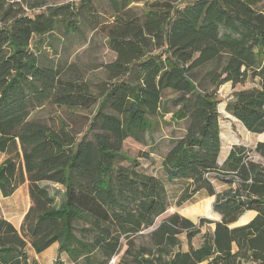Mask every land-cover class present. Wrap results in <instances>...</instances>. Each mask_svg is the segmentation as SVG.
<instances>
[{
	"label": "trees",
	"instance_id": "16d2710c",
	"mask_svg": "<svg viewBox=\"0 0 264 264\" xmlns=\"http://www.w3.org/2000/svg\"><path fill=\"white\" fill-rule=\"evenodd\" d=\"M129 4L110 0L112 20L102 22L92 0H0V194L26 182L30 199L18 228L0 214V264H38L27 248L53 243L54 264H64L60 254L73 264H264V140L233 145L219 163L217 107L220 85L248 84L225 110L264 132V0H153L142 12ZM80 24L114 53L103 79L40 59L48 36ZM47 107L90 116L74 130L36 115ZM166 114L180 130L161 162L168 181L184 182L175 205L204 190L217 220L174 212L157 221L170 205L163 182L122 153L127 138L151 140ZM211 176L226 187L216 191ZM205 224L213 227L194 246Z\"/></svg>",
	"mask_w": 264,
	"mask_h": 264
},
{
	"label": "rangeland",
	"instance_id": "374dc122",
	"mask_svg": "<svg viewBox=\"0 0 264 264\" xmlns=\"http://www.w3.org/2000/svg\"><path fill=\"white\" fill-rule=\"evenodd\" d=\"M66 1L78 0H50V3H60ZM144 1L152 2L153 0H130L129 6L134 8L137 12H142L144 9ZM173 3L182 4L191 0H171ZM28 2V1H27ZM93 9L98 13L102 22H108L112 20V8L110 0H92ZM23 5L27 7L24 2ZM79 31L76 34H70L64 36L61 29L47 37V43H51L52 48H48L45 45L42 48L40 59L48 64H63L71 63L79 74L83 75L86 79L96 81L104 78L102 64L110 62L114 58V53L108 48L106 38L102 32L92 31L88 26L84 24L79 25ZM248 84L235 85L227 82L217 90V97L219 100V128L221 138V151L219 154L218 162L221 163L226 157L228 151L233 145H244L245 147H253L257 141L264 140V132L251 133L247 131L243 125L231 116L225 110L226 101L231 96L234 90L241 89ZM174 96V93L167 92L165 99H169ZM76 113L67 111L65 109H57L55 107H47L42 110H38L36 115L38 117H60L69 123L74 130H84V123L90 116L87 111L76 110ZM170 114H166L163 119L159 120L158 127L153 133V138L147 141L146 144L136 142L132 138H127L122 144V153L129 159L136 158L147 169L154 171V173L161 179L168 195L169 207L162 214L157 221L174 212L180 214L183 217L190 219L195 224L198 223V219L201 217L208 218L210 220H217L218 215L212 210L213 196H208L204 190L195 193L189 200L185 201L180 206H176L175 203L183 191L184 182L182 181H168L166 175L162 169V158L165 152L168 150L170 140L173 136H177L180 133L178 126L171 124L169 120ZM4 155L0 154V162ZM255 160H261L256 154H252ZM123 164H128V161H123ZM211 181L216 191H222L226 186L219 180L211 176ZM61 189L59 186H57ZM61 193V191H60ZM30 204V200L27 193V183L21 184L17 190L8 197H2L0 194V212L7 218H10L15 224L22 218L23 213ZM210 207V214L206 206ZM189 209V210H188ZM194 214V215H193ZM246 221L251 218V213H246ZM243 222H239L241 224ZM213 227V224H205L201 226V233L196 235L192 244L197 246L200 244L202 237L201 234ZM149 230L145 231L148 232ZM181 248L187 249V241L184 234H181ZM30 250V247L27 248ZM31 255H34L30 251ZM55 251H44L39 255L40 264H51L55 258ZM115 261L117 257L113 258ZM68 262V261H67ZM65 264V262H64Z\"/></svg>",
	"mask_w": 264,
	"mask_h": 264
},
{
	"label": "crops",
	"instance_id": "0c3cea01",
	"mask_svg": "<svg viewBox=\"0 0 264 264\" xmlns=\"http://www.w3.org/2000/svg\"><path fill=\"white\" fill-rule=\"evenodd\" d=\"M1 154V153H0ZM3 155V154H2ZM4 158V157H3ZM17 190V189H16ZM2 196V195H1ZM3 197V196H2ZM30 200V199H29ZM30 205V204H29ZM29 207V206H28ZM27 207V208H28ZM27 210V209H26ZM25 210V211H26ZM25 213V212H24ZM24 213H23V215H24ZM247 213H251L252 214V216H251V218L253 217V215H254V212H252V211H249V212H247ZM0 214L5 218V219H7L8 221H10L15 227H19V225H20V223H21V221H22V218H23V216H22V218L18 221V224H15L10 218H7L6 216H4L3 214H2V212H0ZM241 217V216H240ZM251 218H249L248 220H250ZM247 220V221H248ZM247 221H244L243 223H241V224H244V223H246ZM237 225H239L238 223H236ZM57 248H58V245H57V243H53L52 245H50L47 249H45L44 251H48L49 249L53 252V251H55V258L53 259V262L51 263V264H54V262H55V260H56V258H57V256H58V252H57ZM30 251H32L33 252V250L30 248V250H28V252H29V254H30V256L31 257H33V258H35L36 259V261L38 262V264H40V261H39V255L40 254H42L43 252H41V253H39V254H35L34 252V255H31V253H30ZM60 258H61V260H63V262H65V264H73V263H71L68 259H67V256L65 255V254H60ZM68 261V262H67Z\"/></svg>",
	"mask_w": 264,
	"mask_h": 264
},
{
	"label": "bare ground",
	"instance_id": "6f19581e",
	"mask_svg": "<svg viewBox=\"0 0 264 264\" xmlns=\"http://www.w3.org/2000/svg\"><path fill=\"white\" fill-rule=\"evenodd\" d=\"M206 208L208 209V214H210V207H209V205L208 206H206ZM189 210V209H188ZM246 213H244L240 218H239V220L236 222V223H239V222H244V221H246V219H247V217L246 216H244ZM194 215V214H193Z\"/></svg>",
	"mask_w": 264,
	"mask_h": 264
},
{
	"label": "built area",
	"instance_id": "2783aa9c",
	"mask_svg": "<svg viewBox=\"0 0 264 264\" xmlns=\"http://www.w3.org/2000/svg\"><path fill=\"white\" fill-rule=\"evenodd\" d=\"M113 262H114V259H111L110 262H109V264H112Z\"/></svg>",
	"mask_w": 264,
	"mask_h": 264
},
{
	"label": "water",
	"instance_id": "95a60500",
	"mask_svg": "<svg viewBox=\"0 0 264 264\" xmlns=\"http://www.w3.org/2000/svg\"><path fill=\"white\" fill-rule=\"evenodd\" d=\"M238 220H239V219H238ZM238 220H237V221H238ZM237 221H236V222H237ZM236 222H235V223H233L231 226H235V225H237V224H236Z\"/></svg>",
	"mask_w": 264,
	"mask_h": 264
}]
</instances>
